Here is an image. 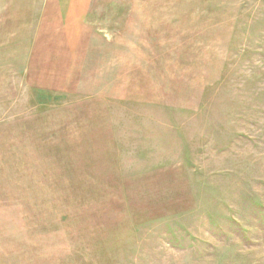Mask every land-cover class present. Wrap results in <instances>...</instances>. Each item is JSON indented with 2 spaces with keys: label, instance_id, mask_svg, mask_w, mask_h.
Segmentation results:
<instances>
[{
  "label": "rangeland",
  "instance_id": "rangeland-1",
  "mask_svg": "<svg viewBox=\"0 0 264 264\" xmlns=\"http://www.w3.org/2000/svg\"><path fill=\"white\" fill-rule=\"evenodd\" d=\"M0 264H264V0H0Z\"/></svg>",
  "mask_w": 264,
  "mask_h": 264
}]
</instances>
